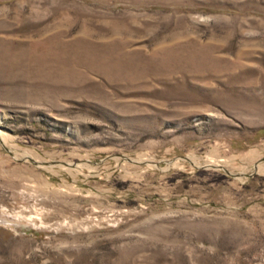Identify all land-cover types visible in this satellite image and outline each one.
<instances>
[{"label": "rangeland", "instance_id": "1", "mask_svg": "<svg viewBox=\"0 0 264 264\" xmlns=\"http://www.w3.org/2000/svg\"><path fill=\"white\" fill-rule=\"evenodd\" d=\"M262 159L264 0H0V264H264Z\"/></svg>", "mask_w": 264, "mask_h": 264}, {"label": "water", "instance_id": "2", "mask_svg": "<svg viewBox=\"0 0 264 264\" xmlns=\"http://www.w3.org/2000/svg\"><path fill=\"white\" fill-rule=\"evenodd\" d=\"M262 160H264V159H262ZM30 161L32 162V163H34L35 164V162L34 161H32L31 159H30ZM256 164L254 165V168H256Z\"/></svg>", "mask_w": 264, "mask_h": 264}, {"label": "bare ground", "instance_id": "3", "mask_svg": "<svg viewBox=\"0 0 264 264\" xmlns=\"http://www.w3.org/2000/svg\"><path fill=\"white\" fill-rule=\"evenodd\" d=\"M262 166H263V165H262ZM262 166H261V167H262Z\"/></svg>", "mask_w": 264, "mask_h": 264}]
</instances>
